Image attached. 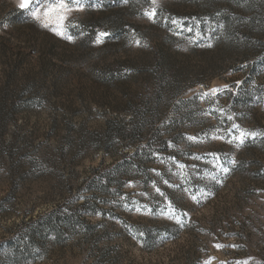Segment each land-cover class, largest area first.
Segmentation results:
<instances>
[{"label": "rangeland", "instance_id": "1", "mask_svg": "<svg viewBox=\"0 0 264 264\" xmlns=\"http://www.w3.org/2000/svg\"><path fill=\"white\" fill-rule=\"evenodd\" d=\"M53 2L0 0V264H264V0Z\"/></svg>", "mask_w": 264, "mask_h": 264}, {"label": "snow or ice", "instance_id": "2", "mask_svg": "<svg viewBox=\"0 0 264 264\" xmlns=\"http://www.w3.org/2000/svg\"><path fill=\"white\" fill-rule=\"evenodd\" d=\"M73 2L77 3L80 8L83 7V5L79 3V0H69V3H73ZM18 7L20 9L30 10V8L32 7V0H19ZM65 11H72V9L68 7V4L64 3V0H55V2L47 4V6L43 8L42 13L40 8H36L35 11L31 12V14L34 18L38 20L41 18L42 15L44 19L48 21L43 24L44 27H48L49 22H51L53 17H55L58 28H63L64 27L63 22L66 19V16L63 14ZM146 15H148L149 18H151L154 15V13H146ZM53 31H57L58 35L64 34L63 31H58L57 28H54ZM106 35H107L106 33H100L96 40V43H100L101 42L100 38ZM68 38L71 39V37ZM213 91H216V89H213ZM233 127H236V125H233ZM248 135H255V133L250 134L246 131H241L240 135L235 139L243 143L244 138ZM225 171H227V169H225Z\"/></svg>", "mask_w": 264, "mask_h": 264}]
</instances>
